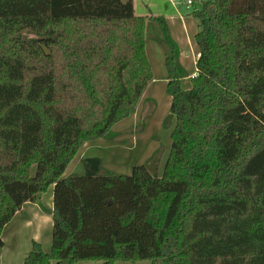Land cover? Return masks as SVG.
Instances as JSON below:
<instances>
[{
    "label": "trees",
    "instance_id": "1",
    "mask_svg": "<svg viewBox=\"0 0 264 264\" xmlns=\"http://www.w3.org/2000/svg\"><path fill=\"white\" fill-rule=\"evenodd\" d=\"M192 16L184 90L166 19L136 15L133 0H0V247L53 186L51 249L33 241L23 264H264V0H206ZM149 40L165 53V127L175 121L163 168L160 144L131 175L88 157L64 177L85 143L116 140L153 79Z\"/></svg>",
    "mask_w": 264,
    "mask_h": 264
},
{
    "label": "rangeland",
    "instance_id": "2",
    "mask_svg": "<svg viewBox=\"0 0 264 264\" xmlns=\"http://www.w3.org/2000/svg\"><path fill=\"white\" fill-rule=\"evenodd\" d=\"M167 1H170V3H166V0H141L136 3L135 12L138 16H144L148 7H150L155 17L172 18L170 22L167 20V24L173 40L178 44L179 50L182 52L184 62V65H182L189 74V78L183 79L181 82V88L189 90L192 87V78H194L191 77V74L196 71V56L199 53L195 40L198 31V21L192 16V11L194 7H200L201 3L206 0H198L194 5H187L188 0ZM146 33L148 35L159 34V27L154 24H148ZM146 55L152 70L153 79L145 88L137 105L132 108L130 115L112 127V132L121 140L111 141L102 138L88 142L87 144L90 146L81 147L70 163L67 170L68 176L83 174L82 160L87 157L102 158L104 167L113 175H131L134 166L146 163L159 148L160 144L165 148L162 162L163 168L171 150V135L175 127L174 124L169 128L165 127L171 106V97L167 92L165 53L159 44L148 42ZM143 110H146L144 115L142 114ZM151 112H153L152 116L147 120L146 126L142 128L143 117H146ZM50 191L53 192L52 186L47 190L48 193ZM47 192H45L43 200L44 198L46 200ZM45 212H47L46 208ZM51 229L50 227L47 228V226L46 229H42V238H44L42 240L45 241L41 245L48 252L52 244ZM31 234L32 232L27 231V237ZM8 239L6 249L0 251L1 255H5L7 258L17 253L14 240ZM23 262L24 260L20 259L19 264H23ZM102 262L101 260H87L77 264H102ZM113 264H150V262L147 260L116 261Z\"/></svg>",
    "mask_w": 264,
    "mask_h": 264
},
{
    "label": "crops",
    "instance_id": "3",
    "mask_svg": "<svg viewBox=\"0 0 264 264\" xmlns=\"http://www.w3.org/2000/svg\"><path fill=\"white\" fill-rule=\"evenodd\" d=\"M133 1H134V7L136 8V3L140 2L141 0H133ZM166 3H170V1L166 0ZM187 5H189L188 1H187ZM147 15H149V16H147ZM144 17H146L147 19H151V18L155 17L154 14L152 13V10L150 9V7H148V10H147L146 14H144ZM171 19L172 18L169 17L166 19V21L168 20L170 22ZM148 42H155V41L149 40ZM198 57H199V53H198V56H196V63H197ZM182 58H183L182 52L180 51V63H181V65L182 64L184 65ZM196 73H197V69L194 73L191 74V77H195ZM187 78H189V74L186 78H183V79H187ZM183 79L181 80V82L183 81ZM167 83H168V80H167ZM171 102H172V99H171ZM145 111L146 110H143V112H142L143 115H144V113H146ZM173 124L175 125V121L173 122ZM116 140L118 141L121 139L116 138ZM87 146H90V145L85 143L82 147L85 148ZM67 170H68V168L66 169V171L64 173V177H68V175H69V174H67ZM45 194L46 193H42V194L38 195L36 202L25 203L22 206L21 210L18 211L16 213V215L14 216V218L5 226V228L3 230V234H2V241H3L4 245H3V247H0V251L6 249L7 238H9V239H11V241L14 240V245H15V249H17V253L15 255H13L12 257L7 258V256H5V255L3 256V254L1 255V252H0V264H19L20 259L24 260L26 258V256L29 254V252L31 251L33 241H36L39 243H43V241H45V240H42V239H44V238H42L43 237L42 229L43 230L46 229V226H47V228H49V227L53 228V216H52L53 192L50 191L48 193V195H46V200H45V198L43 200V196ZM45 208L47 209V212H45ZM27 231L32 232V234L29 237H27ZM51 231H52V229H51ZM28 245H30V246L28 247ZM43 249H44V251L46 250V248H44V247H43ZM46 252H48V250H46Z\"/></svg>",
    "mask_w": 264,
    "mask_h": 264
},
{
    "label": "built area",
    "instance_id": "4",
    "mask_svg": "<svg viewBox=\"0 0 264 264\" xmlns=\"http://www.w3.org/2000/svg\"><path fill=\"white\" fill-rule=\"evenodd\" d=\"M188 4H192V1L191 0H188Z\"/></svg>",
    "mask_w": 264,
    "mask_h": 264
}]
</instances>
